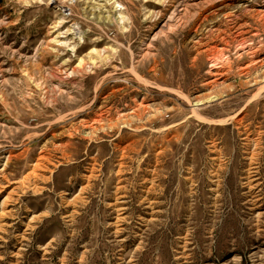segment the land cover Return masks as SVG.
Returning a JSON list of instances; mask_svg holds the SVG:
<instances>
[{
  "label": "rangeland",
  "instance_id": "374dc122",
  "mask_svg": "<svg viewBox=\"0 0 264 264\" xmlns=\"http://www.w3.org/2000/svg\"><path fill=\"white\" fill-rule=\"evenodd\" d=\"M0 264H264V0H0Z\"/></svg>",
  "mask_w": 264,
  "mask_h": 264
}]
</instances>
